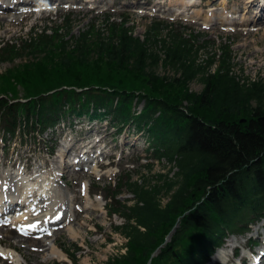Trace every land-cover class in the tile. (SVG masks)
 Returning <instances> with one entry per match:
<instances>
[{"label": "trees", "instance_id": "16d2710c", "mask_svg": "<svg viewBox=\"0 0 264 264\" xmlns=\"http://www.w3.org/2000/svg\"><path fill=\"white\" fill-rule=\"evenodd\" d=\"M66 20L61 33L59 28L33 29L21 42L0 45V63L28 59L23 73H12L11 79L23 81L26 75L44 88L25 103L0 99L3 129L15 134L24 125L44 131L69 114L107 117L116 126L135 118L138 128L149 133L153 156L166 158L178 171L158 173L155 182L129 180L125 185L135 195L133 202L113 199L109 204L110 212L125 218L114 229L128 241L126 253L106 264H206L224 236L245 230L246 223L264 214V80L242 79L230 53L220 60L217 53L200 60L208 41L196 46L169 22L153 25L145 38L124 23L108 22V35L98 32L97 41L91 31L64 39L67 46L60 47L55 60L58 34L72 30ZM160 26L169 29V38L156 36ZM91 58L95 78L88 82L79 69L88 68ZM158 63L172 66L178 76L155 73ZM118 71L149 89H127L115 80ZM57 79L70 83L60 82L50 92L49 83ZM196 79L203 83L200 92L189 87ZM136 97L145 101L140 115L131 108Z\"/></svg>", "mask_w": 264, "mask_h": 264}, {"label": "rangeland", "instance_id": "374dc122", "mask_svg": "<svg viewBox=\"0 0 264 264\" xmlns=\"http://www.w3.org/2000/svg\"><path fill=\"white\" fill-rule=\"evenodd\" d=\"M95 1H100L101 3ZM135 1L139 0H114V4H110L107 0H88L87 3L82 2V4L72 2L68 7H77H73V9L69 10L63 9L57 11L35 8V11H33L28 17L23 18L20 23L0 26V33L4 32L6 29H10L4 32V36H0V42H21L22 38L29 36L31 30L35 26H38V28H59V33H61L67 28L66 23L68 22H66V15L70 14L69 23L72 24L70 34H67V31L65 34H58L59 37L56 38L55 45L53 46L55 51H57L55 52V60H57L59 55L58 52H60L58 50L66 44V42L64 44V39H69L72 34L79 36L82 32L91 31L93 38L92 41L98 40V32L102 35H108L110 29L108 21L106 20L107 14L112 16L110 18L111 21H116L117 23L126 22L132 33L142 38H145L153 25H158L161 19H164L174 22V32L179 33L181 37L191 39L195 42L196 46L200 47L206 40L208 41L207 46L202 47L201 49L200 60L208 59L214 53L218 54L217 59L220 60L225 53H230L233 58L234 71L240 75L242 79H250L251 81L264 80V59L260 60L261 58H264V35L262 34L264 31V21H259L258 23L250 21L258 16L260 10L264 13V6L261 5L264 4V0H255V7L250 6L248 0H225L226 2H224V0H192V2L191 0H181L179 2L174 0H160L163 2V4L160 5L161 11L154 14H152L153 11H151V13L148 11L149 15H146L145 13L148 12H145L143 9L138 10L140 7L133 5V2ZM157 1L158 0H155L156 3ZM95 4H97V6H95ZM94 6V9L90 8ZM169 7L172 9L169 10ZM199 8L203 10L198 11ZM212 8L217 12L216 16L206 24L204 23V9L209 10ZM16 12L21 13L23 11L17 9L6 12L0 11L1 15L4 16ZM181 12H184V14ZM226 16H228L227 22H224L225 20L223 19H225ZM249 30H251L250 32L254 31L255 33L247 36ZM168 31L169 29L167 27L160 26L156 33L158 35L156 36L169 38ZM247 37H249L248 40H244ZM256 40L258 41L257 43L251 44L247 48H243V45H246L247 42ZM65 46H67V44ZM256 49L261 51V57L259 56V52L255 55L248 56L251 51ZM253 56H256V58H253ZM91 59L88 68L79 69L84 71V76L88 75V77L84 78L88 82H93V78H95L92 73L95 58ZM255 60L259 61L253 65L252 61ZM27 61L28 59L24 56L16 59L12 63H0V94H5L6 98L9 99H25L28 96L44 91V88L39 81L29 80V77L26 75L23 77V81L11 79V76H13L12 73L14 75L23 73V70L25 69H22V65ZM257 64H261L259 68H257ZM52 65H54V63ZM218 65L219 63H215L211 70L215 71ZM153 68V71L160 76H168L169 78L178 76V72L172 66H166L164 63H158L153 66ZM103 69L102 72L106 74V70L108 69L106 67H103ZM114 73L115 80H122L124 82L123 85L127 89H135L138 92H145L149 89V86L146 84L133 79L123 72L118 71ZM2 74L8 76V79L3 80ZM53 77H57V74H54ZM24 79L28 80V82ZM68 80L70 79L62 81L57 79L56 82L49 83V86L53 89L60 82L65 81L70 83ZM189 87L191 91L200 92L203 89V83L200 79H196L190 83ZM140 108L141 105L139 106V109ZM82 118L83 120L77 119V121H83L80 125L68 127V129L66 127L64 131H59L56 135L51 134L50 136L45 134L44 139L40 140L42 150L38 148V150L34 152L31 150L35 149L34 145L22 146L18 137L15 138L14 143H12L11 146H15L19 142V145L16 148L24 161L28 160L26 158L30 155L41 159L40 161L33 160L31 163L32 167L38 165L40 162L54 164L56 155H58L57 153H60V148H62L64 143L71 142L73 139L78 140V145L85 140L88 141L87 139H90L91 135L89 129H94L96 124H99L98 121L93 122L91 126H88V120L85 117ZM64 124H60L58 129L63 125L67 126V122ZM106 125L107 124H100L98 127L103 131V135L106 134V137L103 138L105 141L104 144L107 143L108 145L105 148L106 151L112 150L109 153L114 155L108 154V156H111V160L113 161L112 164L110 166L107 165L108 156L106 157L104 155L98 159L100 162H105L102 167H100V165L99 167L97 166L98 168L89 166L90 169L87 172H84V170H74L68 175L70 184L65 183L63 180L58 182V188H61V190L66 193L69 200L71 198L72 206L76 205V209L80 208L81 210L84 209L85 205L89 208L84 213L79 214L71 223V225L78 231V236L76 238L71 237L68 228L69 225L57 228L58 230L50 237L56 244L77 243L80 246V250H76L75 253L78 258L77 264H106L110 258L115 259L117 256L124 254L125 247L123 244L126 242V238L113 229L115 224L122 223V219L117 216L111 217L107 213L105 207L106 200H104V198L101 200L102 202H97L96 196H91V199L88 200L82 190L84 186L88 189H96L98 185L97 181L108 182L110 180L118 179L130 169L132 170L135 180L143 181L144 178H149L152 182H155L154 179L158 173H169V171H171V176H173L176 175L175 173L178 171V168L175 167L174 164L172 166V164L167 162L166 159L158 161L149 158L150 151L147 150L149 143L146 136L141 132L135 131L133 128L130 129V132L128 131L129 138L135 141L138 145L134 150V148L132 149L131 147L127 148L128 144L125 145L124 143V140L127 139L125 138L127 135L125 134L126 130L123 134L112 138L111 135L115 129L106 127ZM116 132L117 131H115V133ZM49 138H53V140H50ZM46 144L56 147L53 156L47 155ZM74 149L79 150L81 149V146L71 149L69 155L65 156V160H72L74 156H72L71 152ZM0 153L1 156L2 151H0ZM120 153H122L123 157L119 159L118 157ZM60 160L62 164L65 161L64 159ZM7 161L9 163L11 162V158L8 155L2 160L0 158V162L2 163H6ZM14 161L15 159L12 160V162ZM92 162H94V160ZM150 162L154 163L152 168L147 166ZM129 165L133 167L129 169ZM71 168L73 169V167ZM98 169H100L101 172H99ZM58 179L60 180L61 178ZM97 196L102 198L101 195ZM123 197H125L124 199L132 198V193L126 190ZM167 201V198L163 199L164 204L167 203ZM14 220L22 222V220L25 219ZM5 225H10L11 228H13L14 222L6 223ZM258 232L264 233V220L259 223L251 224L249 231L238 235V239L233 243V246L229 247V256L227 259L216 258L214 256L217 252L216 250L211 257L209 264H226L227 262V264H238V260L241 257L249 255L248 245L252 242L249 241V239L257 237ZM0 235H2V233H0ZM231 237V235L226 237L222 246L231 241ZM17 239H15V242L11 245L17 248L21 253V260L13 263L10 259H4L0 256V264H53L55 261H64L63 259L59 260L52 257L49 250L46 249V247L40 246V244H31V248L18 247L16 244L18 241ZM20 242L21 241H19V243ZM0 243L6 245L3 240H0ZM24 245H29V243H25ZM250 246L253 251L260 250L261 247L264 246V237L261 238L259 246ZM34 249H38L39 251ZM236 251L238 257L233 255Z\"/></svg>", "mask_w": 264, "mask_h": 264}, {"label": "bare ground", "instance_id": "6f19581e", "mask_svg": "<svg viewBox=\"0 0 264 264\" xmlns=\"http://www.w3.org/2000/svg\"><path fill=\"white\" fill-rule=\"evenodd\" d=\"M174 1H181V0H174ZM254 0H249V4L250 6H254L255 4H253ZM192 2V0H191ZM224 2H226L224 0ZM33 8L27 9L25 12H22V14H18V13H14V14H10L8 16H0V26H7V25H11V24H17L20 23L23 18L28 17L29 15H31ZM203 9L199 8L198 11H201ZM204 13H205V17H204V23H208L209 21L213 20V18L216 16L215 9H209V10H205L204 9ZM227 18L228 16H226L224 22H227ZM259 21H264V13L263 11H261L259 13V15L253 19L252 22H259ZM10 29H6L4 32L8 31ZM259 30V29H258ZM251 30L248 31L247 36L250 34H254L255 32ZM4 32L0 33V36H4ZM264 35V31L262 33ZM249 37L245 38L244 40H248ZM258 41H249L246 43V45H243V48H247L248 46H250L251 44L257 43ZM257 52L260 53V57H261V51H259L258 49L253 50L250 52V54H248V56H252L255 55ZM258 56V58H259ZM253 58H256V56H253ZM264 58H261L260 60H262ZM259 60H255L252 61L253 65L256 64ZM257 68H259V66L261 64H257ZM67 146V144H66ZM95 146V145H93ZM66 154H68L65 149L63 148L60 152V154L58 155V157H62L65 158ZM78 155H80V153H78ZM69 166V163L66 164V167ZM39 170V169H37ZM5 176L8 177L10 176L11 178L13 176L9 175L8 173H5ZM39 176V175H38ZM9 186H6V182L4 177L0 174V188L4 186V188L6 190H11L12 187L14 186V183L12 181L7 182ZM45 185L42 186L40 189V194H42L41 197L44 198V205L41 207V202H38V200L41 198H39L36 202V204L34 205V207L32 208L33 211L30 214V216L28 218H26L27 220L24 222H17L15 225V228H10L9 226H0V233H2V235H0V240H3L4 243L6 244V246H4L3 244H0V252H3L4 258H9L12 261H18L21 260V254L18 252V250L14 247H12L11 244H13V242H15V239H17L18 241L16 242L17 245H19L20 247H29L31 248V244H40V246L42 247H46V249L49 250V253L52 257H56L59 259H62L65 257V254L63 253V251L58 248L54 242V240H48V238H46L48 235L45 233H49L51 232V230L53 229V225L55 224V221L60 219L59 223H65L68 222L70 223L72 221L73 216L72 214L69 213L70 210V205L68 203H66L67 198L64 196L65 192L63 190H59L60 195H57L58 190L56 191L55 195H52V193L50 192V182L48 184H46V182L44 183ZM39 193H37V195H39ZM26 194V193H25ZM34 198H32L33 200L36 199V195L34 196ZM51 198V199H50ZM101 205V204H98ZM88 207H85L84 209H87ZM78 213V211L75 212V215ZM40 214V215H39ZM34 230L35 232H40V235L37 236H24L23 238H19L22 235V232H26L28 230ZM69 231L71 233V237L76 238L78 236V231L76 230V228H74V226H69ZM16 232H20V234H17ZM238 239L237 235H233L231 237V241H229L228 243H226L224 246L220 247L217 252L215 253V257L216 258H220V259H227V257L229 256V247L233 246V243ZM19 241H21L19 243ZM25 243H29V245H24ZM264 252V251H263ZM126 253V251L124 252ZM259 262V261H258ZM257 262V264H259Z\"/></svg>", "mask_w": 264, "mask_h": 264}, {"label": "snow or ice", "instance_id": "6c2138e0", "mask_svg": "<svg viewBox=\"0 0 264 264\" xmlns=\"http://www.w3.org/2000/svg\"><path fill=\"white\" fill-rule=\"evenodd\" d=\"M24 234H27V233H24ZM4 255V253L3 252H0V256H3Z\"/></svg>", "mask_w": 264, "mask_h": 264}, {"label": "water", "instance_id": "95a60500", "mask_svg": "<svg viewBox=\"0 0 264 264\" xmlns=\"http://www.w3.org/2000/svg\"><path fill=\"white\" fill-rule=\"evenodd\" d=\"M242 121H245V119H243Z\"/></svg>", "mask_w": 264, "mask_h": 264}]
</instances>
